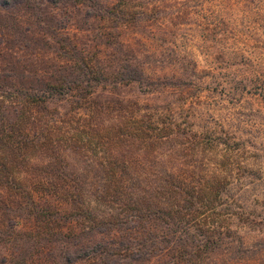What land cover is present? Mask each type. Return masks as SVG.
<instances>
[{"label":"trees","instance_id":"16d2710c","mask_svg":"<svg viewBox=\"0 0 264 264\" xmlns=\"http://www.w3.org/2000/svg\"><path fill=\"white\" fill-rule=\"evenodd\" d=\"M135 1L0 0V264H240L252 253L237 227L252 218L231 194L247 171L196 157L239 143L181 119L188 83L153 78L155 53L125 39L149 18ZM71 28L91 35L79 42ZM165 89L179 99L139 101Z\"/></svg>","mask_w":264,"mask_h":264},{"label":"rangeland","instance_id":"374dc122","mask_svg":"<svg viewBox=\"0 0 264 264\" xmlns=\"http://www.w3.org/2000/svg\"><path fill=\"white\" fill-rule=\"evenodd\" d=\"M134 5L149 18L127 28L125 39L143 53H155V64L147 66L153 78L188 83L181 93V119L189 117L194 129L239 143L235 150L220 146L195 155L202 167L227 164L238 173L247 171L231 185L236 207L253 221L237 226L252 251L240 264H264V0H136ZM70 33L79 42L91 35L74 28ZM138 40L145 42L143 48ZM163 91L139 101L164 107L179 99L180 91ZM125 94L137 98L133 89Z\"/></svg>","mask_w":264,"mask_h":264}]
</instances>
